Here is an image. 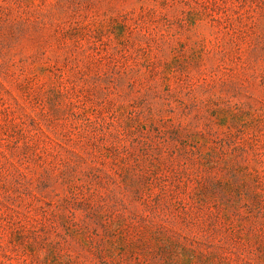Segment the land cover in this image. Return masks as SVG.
Here are the masks:
<instances>
[{
  "label": "rangeland",
  "instance_id": "1",
  "mask_svg": "<svg viewBox=\"0 0 264 264\" xmlns=\"http://www.w3.org/2000/svg\"><path fill=\"white\" fill-rule=\"evenodd\" d=\"M0 264H264V0H0Z\"/></svg>",
  "mask_w": 264,
  "mask_h": 264
}]
</instances>
